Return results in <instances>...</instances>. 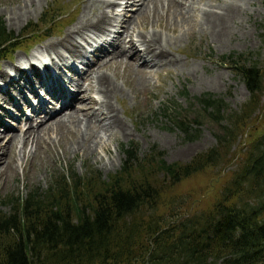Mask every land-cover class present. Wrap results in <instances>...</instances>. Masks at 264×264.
Returning <instances> with one entry per match:
<instances>
[{
    "label": "trees",
    "instance_id": "trees-1",
    "mask_svg": "<svg viewBox=\"0 0 264 264\" xmlns=\"http://www.w3.org/2000/svg\"><path fill=\"white\" fill-rule=\"evenodd\" d=\"M264 5V0H263ZM56 16V15H55ZM54 17V16H53ZM25 28H23L24 31ZM0 17V60L20 45ZM221 55L247 90L235 109L210 91L188 96L184 107L163 102L159 111L187 140L199 135L201 121L219 125L215 144L187 161L166 162L151 144L138 156L132 140L120 144L119 169L51 174L44 189L4 196L0 211V264H260L264 260V115L261 129L246 144L237 167L222 180L207 208L185 210L180 193L167 184L216 166L236 137L258 113L264 62L244 55ZM253 129H251L252 131ZM250 131V132H251ZM249 132V134H250ZM167 182V184H165ZM180 195H186L177 200ZM171 199V200H170ZM184 209V210H183Z\"/></svg>",
    "mask_w": 264,
    "mask_h": 264
},
{
    "label": "rangeland",
    "instance_id": "rangeland-1",
    "mask_svg": "<svg viewBox=\"0 0 264 264\" xmlns=\"http://www.w3.org/2000/svg\"><path fill=\"white\" fill-rule=\"evenodd\" d=\"M83 1L32 0L29 2V0H0V17L4 21L5 27L12 30L13 33L30 31L17 39L20 45L11 56L0 60V70H3L2 64L5 60L16 61L24 55L37 52L45 43L61 40L66 29L80 16L83 10ZM196 1L192 2L194 8L200 7L203 2H208L207 0ZM229 1L237 2L243 9V13L240 16L241 18H238L240 20L237 19L235 22L236 25L233 26V31L228 32L221 40L214 39L207 29L199 27V22L195 20L199 14L197 11L185 14L186 17L185 15L183 17L185 20L177 22L178 29L180 27L184 29L180 28L181 34H178L177 40L175 42L170 41L169 48H166L170 54L173 53L172 55L176 59L175 66L169 65L165 69L159 68L157 70L148 68L145 71L147 73L145 79L139 77V74L133 71L126 75L125 67L123 68L121 63L103 68L110 79L121 87L122 92H118L113 97L112 102L118 116L125 122V132L128 133H116L114 138H104L107 152L102 150L100 144L97 146L98 148L96 147L94 154L73 152L72 147L68 145L69 140L73 137L69 133L61 132V135H57L55 139V132H50L49 135L53 137V140L49 141L46 139L47 136H44L45 141L47 140L46 144L41 142L35 150L30 142L25 143L22 147L21 140L17 139L6 152V163L0 166V211L7 209L2 203L4 196L15 195L16 193L23 195L26 189L32 186L44 189L49 184L51 174L55 175L61 172L67 174L68 170H71L78 175H83L88 171L99 170L101 178H106L109 173L119 169L124 156L119 148L120 144H126L130 140L137 144L138 156L145 154L151 144H154L155 148L161 150L162 157L166 162L187 161L194 153L214 145L216 141L212 131L219 129L218 124L209 123L206 120L201 121L198 137L187 140L183 138L178 129L167 128L171 121L168 118L165 119L159 109L165 101L168 105L184 107L188 100H185V97L179 93L180 90H185L188 96L197 95L203 91L213 92L223 97L233 109L247 98L248 93L243 81L234 74L229 64L221 59V55L231 54L232 58L236 55L243 58L242 55H244L258 62L259 65L264 62V5L263 0ZM123 2L121 0L120 5L114 6L115 9L113 10L120 12ZM212 5L210 6L215 8ZM20 6L24 7L23 14L19 19H12V14L17 12ZM134 7L135 5H130L129 8H126L128 11L126 12L130 13ZM105 10L109 15L114 13L111 6H106ZM167 12L158 7L149 11L147 15L140 16L139 26L135 30V32L141 31L140 41L146 43L149 40V37L146 36L149 35L148 33L152 29L169 38L177 34V30L171 31L166 26V24L171 23L169 19L165 21L166 24L164 23V14ZM167 16L172 19L169 14ZM23 28H25L24 31ZM187 31L188 33H186ZM84 36L86 40L78 38V41L81 43V51L85 52V55L71 57L78 70H82L85 67V61L94 59L97 54L101 57L102 64L108 60V57L103 56L102 52L92 49L97 44L100 43L105 50L108 49L107 51H110L112 47L105 42H101L102 34L98 33L96 35L93 32H88ZM110 43L114 44L115 41L111 40ZM65 55L66 57L60 61L54 58L52 54H48L46 61L50 66L35 67L38 70L49 68L64 84L67 76L73 75L71 69L60 63L70 61L68 54ZM50 57H53L59 63V68L56 65L52 66ZM21 60L23 61V59ZM137 63H139L138 60ZM15 71L13 69V75L8 76H14ZM17 81L21 82V79L17 78ZM0 85L5 86L2 77H0ZM67 86L71 89L70 91H75L74 85L68 84ZM38 87L41 86L35 85L37 93L42 92L44 93V99L53 100L43 89L39 91ZM7 91L15 99H18L23 115L21 116L17 112V118L12 119L7 116L3 118L11 125L13 131L20 136L22 130L28 125L24 115L32 112L28 100L29 102L32 100L31 103H33L35 98L27 89L24 90L27 101L18 98L14 89H12V85H7ZM261 93L259 103L264 102V86ZM76 94L81 95L80 97L77 96L79 98L87 95L86 92L81 90H78ZM90 95L96 99L98 98L95 89L90 92ZM79 98L74 99L73 104L78 102L76 107L80 106V101L77 100ZM0 103L1 108L17 111L11 103H5L1 99ZM55 107H57V103ZM256 113L258 114L253 119V125L249 126L248 133H244L245 128L240 132L218 165L206 166L202 171L196 172L177 183L167 184L166 182V189L169 188V197L180 193H188L187 197L184 198L183 208L185 210L187 208L197 210L209 207L219 193L222 180L229 176L230 172L237 167L242 159L247 146L246 143L260 131L261 121L259 119L263 117L264 111L256 109L252 114ZM42 116V113L33 115L32 123L35 124L36 119H40ZM54 119H57V117ZM24 125L25 127L20 130V127ZM251 129L253 130L251 131ZM0 141V145H2L6 139L2 138ZM183 196L186 195L178 196L177 200ZM171 199L173 200L175 197ZM260 264H264V260Z\"/></svg>",
    "mask_w": 264,
    "mask_h": 264
},
{
    "label": "bare ground",
    "instance_id": "bare-ground-1",
    "mask_svg": "<svg viewBox=\"0 0 264 264\" xmlns=\"http://www.w3.org/2000/svg\"><path fill=\"white\" fill-rule=\"evenodd\" d=\"M193 1L124 0L119 12L113 10L119 6V2L115 0H84L80 16L66 29L61 40L48 41L49 43H45L37 50L39 52L38 55L42 58L48 57V54H52L54 58L60 61L66 57L65 54H68L70 61H59L71 69L73 73V75L67 76L65 79L66 83L64 82L63 84L49 68L38 70L34 65L29 66L28 69L14 67L16 71L12 77L4 73L3 70H0V77H2L3 84L5 85H0V99L5 103H11L14 109H17L15 112V110L11 111L3 107L1 108L0 103V108L2 109L0 114V140L2 138L6 139L5 143L0 145V166L6 163V152L17 139L21 140L22 147L25 143L30 142L33 144L35 150L41 142L45 143L47 140H53V137L49 135L50 132H55V139L57 135H61V132L69 133L71 137L73 136L68 142L73 152L94 154L99 144L102 150L107 152L104 140L114 138L116 133L123 134L126 131V127L125 122L118 116L115 105L112 102L113 97L118 92H122L121 87L110 79L103 68L110 65L116 66L121 63L123 68L125 67L126 75L133 71L134 73L137 72L139 77L145 79L147 76L145 71L148 68H155L154 70L159 68L165 69L167 66L176 63V59L172 55L173 53L170 54L166 48L170 41L175 42L179 36L178 34H181L182 27L178 29L177 22L185 20L183 18L185 14L197 11L199 14L195 20L199 22V27L207 29L214 39L221 40L224 35L232 30L233 26L236 25L235 22L243 13L241 6L235 1L207 0L208 2H203L198 8L192 6ZM213 3L214 5H212ZM132 4L135 7L130 13H127L126 8H129ZM210 5L215 8H212ZM106 6H111V10L114 11L113 15H109L106 12ZM158 7L165 12L168 11L164 14V23L166 24L165 21L168 19L171 23L169 25L166 24V26L171 31L177 30L178 32L174 37L169 38L162 36L159 31L152 29L148 33L149 35L146 36L149 37V40L144 43L139 40L141 31L135 32L139 26V18ZM23 8V6H20L18 11L12 14L11 18L19 19L23 14ZM168 14L172 19L167 16ZM88 32H93L96 35L98 33L102 34L103 38H100L101 42H105L112 47L110 51H107L108 49L105 50L99 43L94 49L102 52V55L107 56L108 60L102 64L101 57L97 54L94 59L85 61V67L82 70H78L73 64L71 57H81L83 55L81 51L82 45L78 41V38L86 40L84 35H87ZM111 40H114L115 43L111 44ZM49 59L52 66L56 65L59 68V63L53 57ZM137 60L139 63L136 64ZM17 78L21 79V82H18ZM68 84L74 85L75 91H70L69 86H67ZM7 85H12L15 94L24 101H27L24 93L25 89L33 94L32 97L36 98L34 105H31L28 101L32 112L30 115L24 116L28 125L22 130L20 136L13 131L11 125L3 118L7 116L14 119L17 118V112H19V115L22 114L18 99H15L7 91ZM35 85H40L41 88H44V92H47L53 100L47 101L39 96ZM93 89L98 94L97 99L90 95ZM78 90L86 92L87 95L79 98L81 95L76 94ZM75 98H79L77 99L80 101V106L78 107H76L78 102L73 104ZM56 103H59V105L57 108H54ZM38 113H42L43 116L40 119H36L35 124H33V115H38ZM56 117L57 119H54ZM125 134L128 133L125 132ZM44 136H47L46 141ZM6 166L8 167V165Z\"/></svg>",
    "mask_w": 264,
    "mask_h": 264
}]
</instances>
